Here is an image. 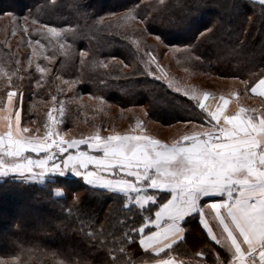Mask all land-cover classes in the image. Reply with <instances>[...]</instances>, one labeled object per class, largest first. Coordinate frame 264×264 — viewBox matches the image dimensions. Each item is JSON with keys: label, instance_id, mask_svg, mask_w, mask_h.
Segmentation results:
<instances>
[{"label": "trees", "instance_id": "16d2710c", "mask_svg": "<svg viewBox=\"0 0 264 264\" xmlns=\"http://www.w3.org/2000/svg\"><path fill=\"white\" fill-rule=\"evenodd\" d=\"M6 14L23 21L36 54L28 66L29 53L20 51L9 34L0 38V108L15 89L26 93L34 105L30 117L35 116L41 103L60 94L61 77L73 85L68 97L98 117L87 118L82 126L78 119L66 121L80 139L109 135L100 127L103 112L91 110L93 102L104 100L125 112L144 106L153 121L166 126L206 125L210 119L200 101L169 87L171 76L179 73L175 63L193 70L194 75L248 80L247 92L253 83L250 76L264 68V4L257 0H167L165 7L160 0H0V18ZM45 25L66 33L53 37ZM210 28H214L211 36L198 40ZM166 51L176 60L166 65L169 78L148 59V52L161 58ZM46 56L55 58L47 60ZM39 67L48 71L42 73ZM26 107L25 102L23 125ZM42 112L31 135L46 132V113ZM137 117L133 112L127 122L134 129ZM109 128L111 134L131 133ZM145 193L160 197L139 205L131 194L89 185L79 175L54 174L40 183L2 177L0 240L8 237L10 242L7 247L0 243V260L12 264L17 245L22 244L31 249L23 253V259L31 257L33 264L152 262L157 256L142 249L140 238L157 228L152 224L155 213L169 195ZM184 226L189 230L186 239L172 248L179 255L189 253V239L199 238L202 232L196 215L188 217Z\"/></svg>", "mask_w": 264, "mask_h": 264}, {"label": "crops", "instance_id": "0c3cea01", "mask_svg": "<svg viewBox=\"0 0 264 264\" xmlns=\"http://www.w3.org/2000/svg\"><path fill=\"white\" fill-rule=\"evenodd\" d=\"M250 88L249 98L242 101L235 93L204 95L200 105L210 122L195 124L188 132L185 129L177 141L163 142L169 146L163 150L169 162L159 168L154 169L162 157L153 155L157 149L151 145V136L145 133L89 140L85 152H78L79 162L84 165L79 168L77 164V170L115 189L89 185L122 194H128L138 185L145 192L168 193L167 201L174 194L171 203L161 206V222L153 231L159 233L157 238L170 243V247L157 254L141 246L157 256L144 264H155L156 260L169 256L182 264H229L230 240L235 238L239 247L247 251L248 234L264 238V94H254ZM127 143L133 144V148L122 154L119 146ZM50 147L45 139L24 132L15 100L8 98L0 108V160H9L6 171L23 174L37 171L30 165L16 163L26 155H35L37 164L44 170L41 173H58L62 164L68 168L76 162L67 155L59 164L49 161ZM14 167L16 171H12ZM194 215L198 217L201 235L186 241L190 252L179 255L172 248L186 239L189 230L184 223Z\"/></svg>", "mask_w": 264, "mask_h": 264}, {"label": "rangeland", "instance_id": "374dc122", "mask_svg": "<svg viewBox=\"0 0 264 264\" xmlns=\"http://www.w3.org/2000/svg\"><path fill=\"white\" fill-rule=\"evenodd\" d=\"M259 1V0H257ZM52 28V27H51ZM10 35L12 42L17 45V48L22 51V52H27L29 53V63L28 66L31 65V61L34 59V56L36 54L35 50V45L31 43V40L29 38V30L28 28L24 25L23 21L20 20L18 17L12 16L10 14H6V16L0 18V38H4L7 35ZM153 57H155V60H153ZM148 59L150 63L161 73L164 77H168V68L166 67L167 63H175L176 60L173 59V56L169 51H166L161 58L153 52H148ZM175 68L178 70L179 73H177L174 76H171V85L173 88L179 87L181 91L185 92L187 91L189 95L195 94L200 100L203 98L204 95L206 94H211V95H217V94H227V95H233L234 93L240 96L241 101L243 99H248L249 94L246 91L245 84L242 83L243 80H239L238 78H223L219 76H209L207 77L206 75H194V71L186 68H180L177 63L174 64ZM41 67H39L40 69ZM41 71V70H40ZM45 73V72H43ZM8 83L11 82V77L6 78ZM60 80V85L58 88H60V94L58 96L54 95L50 99L44 101L43 103L40 104L37 114L33 117H30L31 114V109L34 106L29 100L26 99V93H23L21 91H17L15 89H12L8 92V95L4 98V106L6 104V101L8 98L13 97L15 100V107L17 110L20 111L21 113V119L23 120V104L26 102L27 104V117L25 120V125H23L22 122V127L24 129V132L28 136L32 137H41L42 140L45 139H52L51 147L47 153V156L49 158V161L53 160V163H60L64 161V159L58 158V156L61 155H67L70 156L72 160H76L74 164L68 168H65L64 165L62 164V169L58 173H48V172H43L42 168L40 165L37 164L35 157L34 156H25L22 159H17L16 163H21L25 165H30L35 168V172H28V173H22V172H8L6 171L7 169L6 166H9V160L6 158H3V160H0V171H6L7 174H2L0 175V178L2 177H7V176H16L19 178H24L26 180H34L40 183L41 181L46 180L47 177H51L54 174H60L63 172V175L66 176H75V174L72 172V168H76V165L78 164V167L81 168L84 164L83 162H79L78 159V152L81 150L85 152V147L83 145H86L89 140H94V139H107L110 136H125L128 137L132 135L134 137V134L138 133H145L151 136L152 138V147L156 152L153 153V155H158V158H161L163 156H166V154H163V150H165L167 147L163 142H173L174 140H179L178 137H181L179 133L185 131H189L191 127L194 125L193 124H172L169 126H166L164 124H161L159 122L153 121L148 113L147 110L144 106H133L128 109V112H125L119 108H113L111 104L108 102L104 101H98V102H93L92 104V111L96 110L99 112H103L104 115V120L102 121L103 124L100 126L103 128L109 135L105 138L101 137L99 134L96 135H91L88 136L87 138L80 139L77 138L76 133L74 132L73 128H70L66 125V121L68 119L74 121L77 120V122H81L80 126L85 125L83 123L86 122L87 118H98L95 116L93 113H86L87 110L86 108L84 109L83 105L77 106V102L79 100H71L70 98L73 97H68L71 96V85L70 82L66 81L65 79H62L59 77ZM198 82L199 84H193V82ZM74 99V98H73ZM90 100V99H88ZM91 101V100H90ZM38 103V102H37ZM259 104V102H258ZM261 105V103H260ZM263 105V104H262ZM3 106V107H4ZM81 107V109H80ZM2 108V107H1ZM43 111V112H42ZM42 113H46V122H45V128L46 132L44 135H31L30 131L32 129L37 128V124L39 121V115ZM136 112L138 114V124H137V129L132 128L130 126V123L128 122V119L131 115V113ZM206 112V111H205ZM78 113H81L80 116ZM89 115V117H86V115ZM87 115V116H88ZM101 115V114H98ZM208 118L210 119L209 115L207 114ZM211 120V119H210ZM101 122V121H100ZM210 122V121H208ZM207 122V124H208ZM125 123V125H124ZM200 125V124H196ZM202 125V124H201ZM114 129H117L118 131L123 130V131H129L131 133H116V134H111L108 129L109 127H113ZM202 131V130H201ZM96 133H99V128L95 131ZM179 135V136H178ZM170 139H172L170 141ZM77 141V144L75 142ZM80 143H79V142ZM161 141V142H160ZM80 145V146H78ZM150 145V143H148ZM161 146H165L166 148H161ZM133 144L127 143L125 146L121 144L119 146V151L122 152V154L129 152L132 150ZM118 153V152H117ZM160 154H163L162 156ZM65 155V156H66ZM117 155V154H116ZM115 155V156H116ZM118 156V155H117ZM168 157V156H167ZM176 157V156H175ZM127 158V157H126ZM86 159V156L84 157ZM21 161V162H20ZM23 161V162H22ZM159 163V162H158ZM157 163V164H158ZM157 164L154 169L157 168ZM179 164V163H178ZM159 168V167H158ZM33 173V174H32ZM44 174V175H43ZM236 174V172H234ZM61 175V174H60ZM145 189L142 187H137L129 192L128 194H131V200L133 202L138 203L139 205H145L148 204L150 201L154 202L157 201L158 198L160 197L159 194L157 193H152L150 195H147L145 193ZM58 194H61V191H57ZM154 197V200H153ZM160 209L157 211L159 212V215H157L156 219L152 222L154 225H158L161 217H160ZM6 262L0 260V264H5Z\"/></svg>", "mask_w": 264, "mask_h": 264}, {"label": "snow or ice", "instance_id": "6c2138e0", "mask_svg": "<svg viewBox=\"0 0 264 264\" xmlns=\"http://www.w3.org/2000/svg\"><path fill=\"white\" fill-rule=\"evenodd\" d=\"M259 2L261 4H264V0H259ZM160 3L162 7H165L167 5V0H160ZM141 20L143 21V19ZM44 27L47 28L48 33H50L53 37L60 36L62 32L66 33V30H63V29H57L54 27L49 28L47 27V25H45ZM213 30L214 28H210L206 32L201 33V36L198 38V40L203 39L205 37H210ZM156 39L158 40V38ZM35 43L40 44V41H36ZM60 47L61 49H63L64 45L61 44ZM193 47L194 45H188L189 49H192ZM81 55H86V53H81ZM54 58L55 57H48V56L45 57V59L47 60H52ZM197 59H199V57H197ZM153 60H155V57H153ZM104 67H107V65L105 64ZM40 70L42 71V73L48 71L47 69L42 68V67L40 68ZM147 74L154 75L152 71H148ZM157 79H160V77H157ZM250 79L253 81L251 88H250L251 92L254 94L255 93L264 94V68L260 69L258 73L252 74L250 76ZM242 83L245 84L246 88L249 86L248 80L242 81ZM169 87H172L171 83H169ZM176 91L180 92L181 89L177 87ZM184 95L189 96V93L185 91ZM190 99L194 101L200 100L195 94L191 95ZM209 155H211V153H209ZM168 162H169V158L167 156H163L160 162L157 164V167H160L163 164L168 163ZM16 170L17 169L15 167L12 168V171H16ZM71 170L75 175L82 176L85 179V181L89 184L104 186L110 189H115L106 183H101L98 181L91 180L88 175H82L81 172L77 170L76 168H72ZM2 174H7V172L0 171V175ZM60 174L63 175L64 173L61 172ZM205 195H207V193H205ZM173 196L174 194H172L169 201L165 202V205H168L169 203H171ZM153 200H154V197H153ZM155 215H159V212H156ZM201 223H202V226L208 231V227L205 225L202 219H201ZM141 231H143V229H141ZM158 236H159L158 232H153V231L149 232L147 236L142 237L140 241L141 246L144 247L145 249L151 248L157 254L163 252L166 248L170 247V243L165 242L164 239L157 238ZM210 237L215 239L216 242L219 243V240L216 239L214 236L210 235ZM245 243L248 245L247 251L239 247V241L235 240V238L229 241L228 251L231 253V256H232V258L229 261V264H264V238H257L253 235L248 234V238L245 240ZM198 255H202V254L198 253ZM155 264H182V262L178 259L173 258L172 256H169L166 259L156 260Z\"/></svg>", "mask_w": 264, "mask_h": 264}, {"label": "clouds", "instance_id": "9594fccd", "mask_svg": "<svg viewBox=\"0 0 264 264\" xmlns=\"http://www.w3.org/2000/svg\"><path fill=\"white\" fill-rule=\"evenodd\" d=\"M14 227H18V225H15ZM9 242L10 241L8 237H4L2 240H0V243H2L5 247L8 246ZM17 246L19 247V251L12 258V264H33V260L31 257H29V259L27 260L23 259V253L25 251H31V249H25L22 244H19ZM37 264H43V262H37ZM58 264H63V262H58Z\"/></svg>", "mask_w": 264, "mask_h": 264}, {"label": "built area", "instance_id": "2783aa9c", "mask_svg": "<svg viewBox=\"0 0 264 264\" xmlns=\"http://www.w3.org/2000/svg\"><path fill=\"white\" fill-rule=\"evenodd\" d=\"M46 142L51 143L52 139L49 138V139L46 140Z\"/></svg>", "mask_w": 264, "mask_h": 264}]
</instances>
